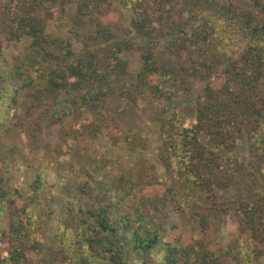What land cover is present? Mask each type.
<instances>
[{"label":"trees","instance_id":"obj_1","mask_svg":"<svg viewBox=\"0 0 264 264\" xmlns=\"http://www.w3.org/2000/svg\"><path fill=\"white\" fill-rule=\"evenodd\" d=\"M229 216L264 264V0H0V264H226L203 235Z\"/></svg>","mask_w":264,"mask_h":264},{"label":"rangeland","instance_id":"obj_2","mask_svg":"<svg viewBox=\"0 0 264 264\" xmlns=\"http://www.w3.org/2000/svg\"><path fill=\"white\" fill-rule=\"evenodd\" d=\"M57 19H58V24L65 23L66 20H62V15H60V11H57ZM15 50L10 53V57L12 58L14 56ZM136 59H138L136 56L131 57V60L133 62H137ZM134 64V63H133ZM133 68V67H132ZM134 70V69H133ZM28 105H31V102L28 103ZM119 104L114 103L112 106L109 108V113L114 114L119 121H121L123 126H128L135 128L139 130L140 132L142 131L148 138V151L146 152V155L149 156L150 163H153V158L156 155L157 152V147H158V137L157 135L152 131V128L150 126V123L147 119V117L144 115L143 112H140L138 109L134 107H123L122 110H119ZM23 108H27L26 106L23 105ZM76 107L73 106V109ZM63 107L60 106L59 110L62 111ZM25 111V110H24ZM89 120V119H87ZM104 122V121H103ZM101 122V123H103ZM90 124V121H82V119L70 117V119H67L64 125V128L66 130H73L75 127L76 129H80L81 125H88ZM109 132H113L111 128L109 129ZM59 129H56L54 131V139L51 141L53 145H56L58 143L57 139L59 136ZM107 133V132H106ZM47 141V138L42 139L41 143H44ZM106 138H102L101 140L97 142H93L92 146L90 147L86 143H82L80 145V157L77 160V164L80 165V167L84 166H89L92 164L93 161L97 162L100 161L101 159L107 160L110 159V151L111 149L109 148V145L106 143ZM23 142L25 143V140L23 139ZM3 147V145H1ZM89 146V149H87L86 153L90 157H85L82 155V152L85 150V148ZM21 149L23 150L20 145H18V150ZM63 154L64 159L67 163V166H70V162H72V159L74 157L73 151L68 149L67 147L63 146ZM26 154H28V150H23ZM16 152V150H15ZM29 164H32L36 162V160L29 154ZM92 158V159H91ZM92 161H91V160ZM119 167L123 168V170H128L131 169L132 171L140 170L142 169V166L140 165L139 159L137 156H128L127 154H120L119 158ZM88 164V165H87ZM89 170V169H88ZM85 171V170H84ZM82 170V172H84ZM185 223H182V226ZM186 225V224H185ZM184 230L187 231V233H190V236H194L193 228L192 227H184ZM197 238V237H196ZM203 241L207 246H210L212 250H214L217 253H222L225 249L228 247H232L234 251V256L238 260H235L232 258V260L227 261L226 264H244V260L242 257V252L240 249H237L238 246H242L244 243V238L240 237L239 232H238V224L236 223L235 219L232 217H225L220 225H213L210 230L203 235ZM6 247L7 245H3ZM223 250V251H222Z\"/></svg>","mask_w":264,"mask_h":264}]
</instances>
